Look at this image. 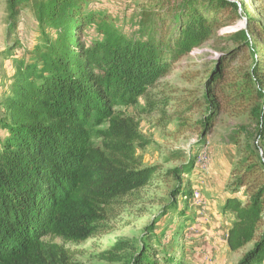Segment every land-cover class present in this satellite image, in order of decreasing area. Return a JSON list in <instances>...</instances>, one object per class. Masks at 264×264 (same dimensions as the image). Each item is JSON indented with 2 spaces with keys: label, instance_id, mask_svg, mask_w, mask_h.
Returning a JSON list of instances; mask_svg holds the SVG:
<instances>
[{
  "label": "trees",
  "instance_id": "1",
  "mask_svg": "<svg viewBox=\"0 0 264 264\" xmlns=\"http://www.w3.org/2000/svg\"><path fill=\"white\" fill-rule=\"evenodd\" d=\"M121 2L132 17L120 26L115 17L125 14L96 10L95 0H6L1 58L11 71L0 92V264H42L45 237L88 240L116 199L153 179L157 168L142 167L137 158L143 142L137 123L116 109L135 106L172 65L239 13L247 28L231 37L251 51L250 85L264 100V69L250 34L256 28L264 40V29L251 26L243 4ZM26 8L37 29L27 46L19 36ZM225 67L211 77L217 86L225 82ZM246 83L245 94L252 91ZM258 116L257 135L264 139V108ZM244 156L249 165L234 170L221 206L233 218L226 244L233 253L252 245L237 264H264V163L254 150H244ZM194 165L192 159L175 169L176 177L191 173ZM173 195L179 198V190ZM191 195L180 196L189 200ZM139 242L126 264H183L161 258L142 238ZM122 251L125 247L117 248Z\"/></svg>",
  "mask_w": 264,
  "mask_h": 264
},
{
  "label": "rangeland",
  "instance_id": "2",
  "mask_svg": "<svg viewBox=\"0 0 264 264\" xmlns=\"http://www.w3.org/2000/svg\"><path fill=\"white\" fill-rule=\"evenodd\" d=\"M233 1L244 5L253 28L264 29V0ZM95 2L96 10L125 14L115 17L120 26L132 17L121 0ZM239 14L210 41L172 65L135 106L116 109L137 123L143 139L137 158L142 167L157 168L156 174L142 189L116 199L88 240L74 243L45 237L42 264H126L137 253L141 238L161 258L183 264H237L251 248L249 244L234 253L228 249L227 232L233 218L221 212L235 180L234 170L249 165L244 150L256 151L264 163V139L257 135L264 100L249 81L253 56L231 37L247 28L246 18ZM7 20L6 0H0V92L11 71L1 58ZM20 21L19 36L27 46L37 33L28 8L22 10ZM250 34L264 69V40L256 28ZM222 65L226 66L225 82L217 86L211 77ZM244 82L252 87L246 94ZM209 102L219 109H211ZM192 159V172L176 177L174 170ZM178 190L180 195L191 193V198L174 196ZM120 246L125 251L117 252Z\"/></svg>",
  "mask_w": 264,
  "mask_h": 264
}]
</instances>
